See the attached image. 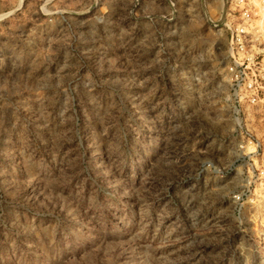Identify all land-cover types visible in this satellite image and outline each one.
Returning a JSON list of instances; mask_svg holds the SVG:
<instances>
[{
  "label": "rangeland",
  "instance_id": "374dc122",
  "mask_svg": "<svg viewBox=\"0 0 264 264\" xmlns=\"http://www.w3.org/2000/svg\"><path fill=\"white\" fill-rule=\"evenodd\" d=\"M221 4L0 0V264H264Z\"/></svg>",
  "mask_w": 264,
  "mask_h": 264
},
{
  "label": "built area",
  "instance_id": "2783aa9c",
  "mask_svg": "<svg viewBox=\"0 0 264 264\" xmlns=\"http://www.w3.org/2000/svg\"><path fill=\"white\" fill-rule=\"evenodd\" d=\"M229 40L228 71L241 101L264 106V0H222L216 21Z\"/></svg>",
  "mask_w": 264,
  "mask_h": 264
}]
</instances>
